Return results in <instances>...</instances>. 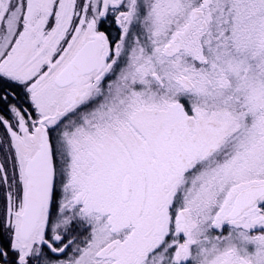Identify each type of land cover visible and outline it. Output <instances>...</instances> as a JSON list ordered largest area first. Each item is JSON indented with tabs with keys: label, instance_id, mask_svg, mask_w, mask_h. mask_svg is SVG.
<instances>
[{
	"label": "snow or ice",
	"instance_id": "6c2138e0",
	"mask_svg": "<svg viewBox=\"0 0 264 264\" xmlns=\"http://www.w3.org/2000/svg\"><path fill=\"white\" fill-rule=\"evenodd\" d=\"M0 264H264V0H0Z\"/></svg>",
	"mask_w": 264,
	"mask_h": 264
}]
</instances>
